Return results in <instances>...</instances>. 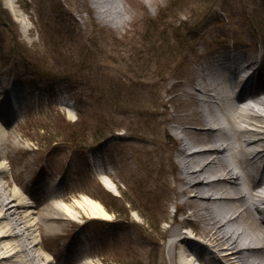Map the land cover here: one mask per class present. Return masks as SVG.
Wrapping results in <instances>:
<instances>
[{
	"label": "rangeland",
	"instance_id": "rangeland-1",
	"mask_svg": "<svg viewBox=\"0 0 264 264\" xmlns=\"http://www.w3.org/2000/svg\"><path fill=\"white\" fill-rule=\"evenodd\" d=\"M101 1L14 0L16 16L0 0L6 184L41 200L46 190L69 204L87 197L110 214L107 225L45 228L39 247L54 263L180 264L177 227L211 247L187 204L193 189L178 183L183 128H205L214 109L195 93L199 72L216 68L204 79L214 87L224 59L248 53L264 97V0H120L118 19L101 16ZM73 128L86 143L67 140Z\"/></svg>",
	"mask_w": 264,
	"mask_h": 264
},
{
	"label": "bare ground",
	"instance_id": "bare-ground-1",
	"mask_svg": "<svg viewBox=\"0 0 264 264\" xmlns=\"http://www.w3.org/2000/svg\"><path fill=\"white\" fill-rule=\"evenodd\" d=\"M6 3L18 16L14 0H6ZM101 4L104 8L101 16L120 18L115 15L122 10L120 0H102ZM114 4L117 5L114 7ZM243 62L255 65L248 53L243 56ZM214 69L210 67L205 73L199 72L202 82L195 90L206 97H211V92L217 95L214 96L218 99L214 111L207 112L208 118L201 116L207 124L198 130L200 134L183 128V147L177 153L183 173L178 183L191 187L193 197L199 200L187 204L194 221L203 224L202 233L211 247L195 248L189 238L180 236L177 227L174 234L179 244H173L180 259L177 262L213 264L220 260L216 256L219 253L229 264H264V245H261L264 238V176L257 179L249 172L264 158V97L258 90H241L234 96L237 78L243 69L237 72L229 67L226 69L229 75L214 74L215 86L209 87L204 79L210 72L214 73ZM232 74L234 79L229 78ZM255 75L250 74L247 81ZM195 93L188 94L193 96ZM4 128L0 122V146L11 137ZM197 143L206 146L195 150ZM7 159L8 153L0 151V264H41L42 261L43 264H59L39 247V238L45 228L56 230L66 222L80 223L87 217L105 221L106 225L112 221L101 203L87 197L74 199L69 204V195L56 198L46 190L45 198L41 200L33 194L25 195L20 187L12 189L6 184ZM238 170L244 171L243 177ZM104 184L109 190H115L110 182L104 181ZM191 189L187 188L183 193H189ZM205 253L213 260H205Z\"/></svg>",
	"mask_w": 264,
	"mask_h": 264
},
{
	"label": "trees",
	"instance_id": "trees-1",
	"mask_svg": "<svg viewBox=\"0 0 264 264\" xmlns=\"http://www.w3.org/2000/svg\"><path fill=\"white\" fill-rule=\"evenodd\" d=\"M35 74H37L38 76L40 75L39 73H35ZM72 126L73 127L77 126V124H73ZM72 132H73V133H71L72 137L70 139H67V140L73 141V142H77V143H83V142L86 143V141H85V139H86L85 133H83V132H81V131H79V130H77L75 128H73Z\"/></svg>",
	"mask_w": 264,
	"mask_h": 264
}]
</instances>
